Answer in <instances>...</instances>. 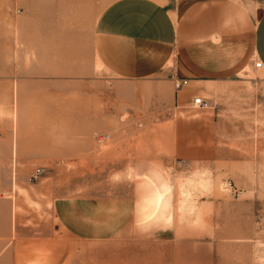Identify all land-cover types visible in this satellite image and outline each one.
Returning a JSON list of instances; mask_svg holds the SVG:
<instances>
[{"label":"rangeland","instance_id":"rangeland-1","mask_svg":"<svg viewBox=\"0 0 264 264\" xmlns=\"http://www.w3.org/2000/svg\"><path fill=\"white\" fill-rule=\"evenodd\" d=\"M110 1L0 0V264H264V76L184 120L106 73L66 97L48 46Z\"/></svg>","mask_w":264,"mask_h":264},{"label":"crops","instance_id":"crops-1","mask_svg":"<svg viewBox=\"0 0 264 264\" xmlns=\"http://www.w3.org/2000/svg\"><path fill=\"white\" fill-rule=\"evenodd\" d=\"M56 49L48 46L43 71L69 82L66 97L73 81L85 85L82 98L96 97L88 87L106 73L116 98L126 93L184 120L195 113L193 98H211L221 83L247 72L264 76V0H111L78 32L64 33L58 57ZM174 79L187 84L175 89ZM160 200L149 199L154 207Z\"/></svg>","mask_w":264,"mask_h":264},{"label":"built area","instance_id":"built-area-1","mask_svg":"<svg viewBox=\"0 0 264 264\" xmlns=\"http://www.w3.org/2000/svg\"><path fill=\"white\" fill-rule=\"evenodd\" d=\"M261 63L260 62H255L254 66L256 68L260 67ZM187 84V80L185 79H174L173 81V86L175 89H180L181 87L185 86ZM193 106L204 109L208 107V102L206 100H204L201 97H195L193 98ZM180 163V162H179ZM43 168H36L34 170V176H38L42 173Z\"/></svg>","mask_w":264,"mask_h":264}]
</instances>
